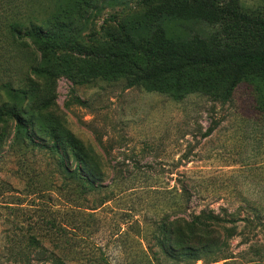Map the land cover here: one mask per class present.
<instances>
[{"label":"rangeland","instance_id":"obj_1","mask_svg":"<svg viewBox=\"0 0 264 264\" xmlns=\"http://www.w3.org/2000/svg\"><path fill=\"white\" fill-rule=\"evenodd\" d=\"M58 1L0 0V85L25 87L35 51L31 39L9 38L11 24L45 23ZM139 1L100 4L84 37L143 12ZM238 1L264 11V0ZM51 103L45 118L60 116L95 148L104 178L95 191L82 187L73 162L23 143L8 124L0 151V264H155L152 253L161 264H185L159 247L162 225L183 217L182 189L191 195L188 211L223 208L253 218L258 209L263 216L229 241V259L211 263L204 254L193 264H264V84L243 81L220 104L203 92L174 99L123 81L74 86L61 76ZM212 121L218 127L203 138Z\"/></svg>","mask_w":264,"mask_h":264},{"label":"trees","instance_id":"obj_2","mask_svg":"<svg viewBox=\"0 0 264 264\" xmlns=\"http://www.w3.org/2000/svg\"><path fill=\"white\" fill-rule=\"evenodd\" d=\"M128 1L59 0L45 23H30L28 28L11 24L9 38L19 44L31 39L35 51L25 87L0 85V151L8 124L13 123L15 137L49 149L62 162H73V178L95 191L104 178L102 156L75 138L60 116L45 118L54 106L58 77L74 86L123 81L127 88L142 86L174 99L203 92L220 104L227 103L243 81L257 79L264 84V11H249L238 0H140L143 12L115 19L101 36L91 32L84 37L83 25L100 4L125 7ZM217 127L218 122L212 121L202 137ZM178 196L186 204L183 217L168 219L159 240L171 261L193 264L204 254L213 256L211 263L227 260L229 241L253 219L262 223L258 209H252L253 218L223 208L221 213L210 208L193 212L187 207L188 191L182 189ZM151 258L161 264L156 254Z\"/></svg>","mask_w":264,"mask_h":264}]
</instances>
